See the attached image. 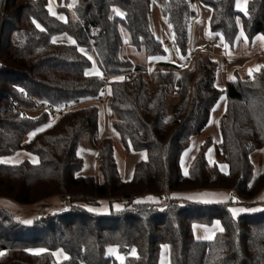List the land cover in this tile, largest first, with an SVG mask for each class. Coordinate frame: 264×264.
Instances as JSON below:
<instances>
[{"label":"trees","instance_id":"obj_1","mask_svg":"<svg viewBox=\"0 0 264 264\" xmlns=\"http://www.w3.org/2000/svg\"><path fill=\"white\" fill-rule=\"evenodd\" d=\"M153 1L170 29L173 51L183 59L197 3L209 10L210 33L230 45L238 40L237 18L249 40L264 35V0H248L246 12L235 8V0H76L70 13L58 9L67 12L66 21L49 12L48 0H4L0 159L23 151L38 160L0 161V198L24 209L53 196L69 198L65 209L48 217L31 208L19 213L31 223L0 206V264H158L164 244L170 264H264V207L233 217L232 202L180 204L171 197L235 190L239 204H252L264 190V60L251 75L226 80L223 89L216 86L218 61L204 52L190 67L159 65L148 74L146 61L135 63L121 51L127 33L125 43L145 60L166 55L151 29ZM118 75L123 78L106 83L111 124L126 150L146 153L135 162L130 180L120 177L113 139L98 137L96 105L68 111L52 124L48 113L25 116L9 107L12 100L32 106L30 96L54 106L93 100L102 94L103 80ZM221 98L217 162L206 159L208 137L185 175L180 156L203 132ZM84 134L96 147L95 175L80 173L77 149ZM257 150H262V169L255 174L250 155ZM218 163L226 164V173ZM147 195L156 201H135ZM100 200L109 202V213L84 206ZM118 201L123 207L115 211L112 204ZM215 220L222 231L208 240L194 237L193 224ZM110 246L123 254L121 262L106 253ZM57 250L67 257L56 262Z\"/></svg>","mask_w":264,"mask_h":264},{"label":"crops","instance_id":"obj_2","mask_svg":"<svg viewBox=\"0 0 264 264\" xmlns=\"http://www.w3.org/2000/svg\"><path fill=\"white\" fill-rule=\"evenodd\" d=\"M48 10L49 12L56 16L59 20L61 21H66L67 17L65 19L53 14V8L49 4L48 0ZM52 8V10L50 9ZM55 9V8H54ZM58 10V8L56 9ZM207 10V11H206ZM150 16L151 20L155 19L158 16V8L154 4V2L151 3V11H150ZM163 17V16H162ZM208 19H209V10L202 6L200 3L196 4V15L192 19L191 24H190V43H189V48H203L207 44V39H206V34L209 32L208 28ZM207 20V21H206ZM205 22L207 24H205ZM159 35L161 38L164 39L165 42L169 41L171 42L172 35L169 33L165 25H161L160 28L157 29ZM169 35V36H168ZM162 43V42H161ZM166 55L161 56V57H151L148 58L147 61L145 62L148 73H150L152 70H154L156 67L159 65H175L177 67H182L183 65V58L181 55L177 54L176 52L173 51L172 48L166 49ZM213 50V49H212ZM258 54V53H257ZM263 54V53H262ZM256 54L251 56L253 60L257 59L255 57ZM217 58H219L217 56ZM247 60V59H246ZM259 60V59H257ZM219 75H217L218 78ZM120 78H123V75H118L114 77H110L109 80H120ZM216 86L219 89H223V86H218L217 85V80H216ZM225 86V85H224ZM86 105H96L98 107V137L99 139H102L104 137H111L114 142V154H115V160H116V165L120 174V177L123 180H130L133 174V167L135 162L145 159L146 153L144 151H132V150H126L123 143L120 140L119 134L117 131L113 128L111 124V112H110V107H109V95L108 91H106L104 100L100 103H97L94 100H90L87 102ZM217 112L214 113L215 108H217ZM225 107V101L223 98L217 103V105L213 108L210 116V120L208 124L205 127V132H208L212 134L213 139H212V144L207 148V151L205 153L206 159L209 164H213L214 162H217L216 156H215V145L218 144L221 141V136L218 130V119L220 115L222 114L223 110ZM204 140L199 139L197 137H193L190 141L189 146L187 149H185L181 156H180V169L183 174L187 172L188 167L190 163L193 161L195 156L197 155L200 145L203 143ZM84 143L85 146L83 149H77V155L81 157L82 159V168H81V175L83 176H88V175H95L97 174V151L95 148L92 147V143L87 136V134H84ZM262 159L261 154H259V160ZM25 160V159H24ZM29 160V159H27ZM38 160V159H37ZM22 160L18 159L16 161H7L9 164H14L18 163ZM31 161V160H30ZM33 163H36L35 161H31ZM219 169L226 173L227 172V166L224 163H218ZM230 190H223V189H218V190H193V191H183V192H177L173 193L171 197L175 198L178 200L180 204H182L185 201L189 202H195V203H223V202H232L235 200L239 204V198H236L231 195ZM140 201V202H148V203H153L156 201L154 197L151 195H147L144 197L137 198L135 200ZM68 200L65 198L59 197V196H53L50 197L40 203H37L35 205H32L28 209L22 208L20 205L16 204L15 202L0 198V206L5 207L11 211H15L14 213H21L26 212V210H29L30 208L33 209V213H38L40 216L44 215V212L47 214L48 212H56L58 210H62L66 208V203ZM116 205H119L120 208L119 210L122 209L123 207V202L118 201L114 202L112 204V208L115 211H119L116 208ZM243 206H233V202L231 206L229 207L231 215L233 217H237L240 214L243 213H249V212H254V211H248L249 209H259L261 210L264 207V190H262L254 199L252 204H241ZM87 209H94L95 211H91L97 214H107L111 210V206L107 200H100L99 204L96 206H86L84 205ZM236 210V215H233L232 210ZM241 209H244L245 211H241ZM48 211V212H46ZM218 221V220H215ZM214 221V222H215ZM212 223L210 225H204V228H209L213 226ZM220 222V221H219ZM221 225V223H220ZM215 229L218 228V225H214ZM222 229V226H221ZM220 229V230H221ZM193 230V227H192ZM219 230V231H220ZM194 233V231H193ZM200 233L202 237H207L205 239L201 238L202 240H208L212 239L216 232L210 231V229H201ZM194 235V234H193ZM213 235V236H212ZM212 236V237H211ZM211 237V238H210ZM165 245V244H164ZM162 247V246H161ZM161 249V248H160ZM54 255V254H53ZM63 260V259H62ZM61 261V260H60ZM159 264V262H158Z\"/></svg>","mask_w":264,"mask_h":264},{"label":"rangeland","instance_id":"obj_3","mask_svg":"<svg viewBox=\"0 0 264 264\" xmlns=\"http://www.w3.org/2000/svg\"><path fill=\"white\" fill-rule=\"evenodd\" d=\"M153 2L156 5V7L158 8V16L155 19L151 20V29H152L154 35L156 36V38L158 39L161 37H160L157 29L160 28L161 25L166 26V28L168 30V34L169 33L171 34V32H170V29H169L167 23L165 22L164 18L162 17V14H161V11H160V8H159L157 2H155V1H153ZM75 3H76V0H69L67 4L61 3V5H58L55 2V0H49V4L53 8V14H55V15L63 18V19H65L68 16L67 12L68 13L71 12V9H72L71 7ZM247 3H248V0H235V8L237 10L242 11V12H246ZM51 7H50V9L52 10ZM61 7L65 8L67 12L64 10H56L57 8L59 9ZM205 24H207V23L205 22ZM237 27H238V40L233 45L226 43L222 37L215 36V35L211 34L210 31L205 36L206 39L208 40L207 43H210L213 45L212 53L219 57V58H217L214 55L216 60L219 63V70H218L219 76L217 78V85L218 86L224 87L226 80L234 79L237 77L244 78V77H246V75H249V70H252V72H251V74H252L254 71L258 70V68H259L258 66L263 64L264 59L263 60H257V59L253 60L251 58V56H253L254 54H257V53H263V55H264V35L263 34H257L249 40L247 38V36L245 35V33L243 32L241 22L238 18H237ZM127 39H128V35H127V33H124V39H123L124 43H123V48L121 51V56L123 58L130 59L135 63L147 61L144 59V57L141 53H138L133 47H131L130 45H127L125 43ZM160 41L162 42V44H164V42H165L164 39H160ZM217 109H218V107L215 108L214 113L217 112ZM208 137L211 140L213 139L212 134L205 132V130H203V132L198 136V138L202 139V140H205ZM91 145L93 148H96L93 143ZM84 146H85V143H84V135H83V137L80 139L78 148L81 150L84 148ZM214 151H215V149H214ZM198 153H199V151H198ZM259 154L262 155V150H257L250 155V158L255 165V174L260 172L262 169V159L259 160ZM18 159H20V160L29 159L31 161L37 162V158L35 156L28 154L26 152H23V151L17 153L13 157L2 158V159H0V161L7 163V161H12V160L16 161ZM232 202H233V206L237 205V206L245 207L244 205L238 204V202H236L235 200H233ZM66 205H67V203H66ZM12 212H15V211H12ZM46 212H48V211H46ZM35 214L39 215L36 212H35ZM47 214H51V212H48ZM47 214L44 212L43 216H46ZM17 216H18V218L23 220V222L29 220L28 217L22 218V216H20L19 214H17ZM214 223L215 224H213V226H211L209 228H204L205 226L203 224H197V223L193 224L192 227H193V231H194V233H193L194 237L197 239L207 238V237H202V235L200 233L201 229H210V231L218 232L221 229L220 222L215 221ZM214 225H218V228L215 229ZM110 250H112V251H110ZM106 253L109 255H112L118 262H121L124 258L123 254L118 252V250L115 246L108 247L106 250ZM53 254H54V260L56 262H58L62 259H65L67 257L66 254L64 252H62L61 250L54 251ZM159 264H170L169 247L166 244L162 245V247L160 249Z\"/></svg>","mask_w":264,"mask_h":264},{"label":"built area","instance_id":"obj_4","mask_svg":"<svg viewBox=\"0 0 264 264\" xmlns=\"http://www.w3.org/2000/svg\"><path fill=\"white\" fill-rule=\"evenodd\" d=\"M4 4V0H1L0 3V8L2 9V5ZM0 9V14L1 10ZM0 31H1V21H0ZM164 47L165 49H170L172 48L171 42L166 41L164 42ZM213 45L210 43H207L203 48H189V54L183 59V65L182 67H190L194 62L196 61V58L200 53H208L209 56L211 55L212 57H215L216 55L212 53ZM215 55V56H214ZM217 57V56H216ZM255 57L259 60L264 59V55L262 53H258L255 55ZM134 72H129V75H133ZM149 74V73H148ZM109 77H106L103 82L105 84L104 89L102 94L97 97L96 99H93L97 103H100L104 100L105 94H106V83L108 81ZM30 100L32 101V106L30 107H24L21 104L17 103L15 100H12L9 104V107L14 110L20 112L22 115H30V116H35V115H40L43 113H48L52 118L49 122V124L54 123L58 118H60L64 113L72 110H76L78 108L88 106L86 105L88 101H78V100H73L71 102H67L62 104L61 106H54L50 102L45 101V100H39L34 96H30ZM90 101V100H89ZM231 195L238 198L237 193L235 190H231ZM164 197H166V194H163ZM68 196L65 197L66 200H68ZM47 217L50 216V214L46 215Z\"/></svg>","mask_w":264,"mask_h":264},{"label":"snow or ice","instance_id":"obj_5","mask_svg":"<svg viewBox=\"0 0 264 264\" xmlns=\"http://www.w3.org/2000/svg\"><path fill=\"white\" fill-rule=\"evenodd\" d=\"M89 59H91L90 57H89ZM258 67H261V66H258ZM251 72H252V70H249V75H251ZM93 73H86V75H92ZM96 75H100L101 76V78H102V74H100V73H98V72H96L95 73ZM120 79H122V78H120ZM185 175H187V172H185ZM140 201H137V203H139ZM116 208L119 210V208H120V206L119 205H116ZM259 209H249L248 211H258ZM89 211H95L94 209H89ZM241 211H245L244 209H241ZM232 212H233V215H236V210L235 209H233L232 210ZM24 223H31V221H24ZM223 229H221V231H222ZM40 251H44V250H40ZM110 251H112V250H110ZM133 252H134V250H133Z\"/></svg>","mask_w":264,"mask_h":264},{"label":"water","instance_id":"obj_6","mask_svg":"<svg viewBox=\"0 0 264 264\" xmlns=\"http://www.w3.org/2000/svg\"><path fill=\"white\" fill-rule=\"evenodd\" d=\"M0 3H1V0H0Z\"/></svg>","mask_w":264,"mask_h":264}]
</instances>
